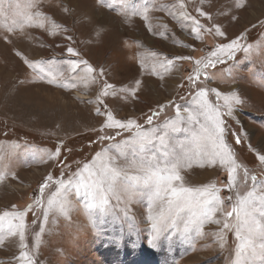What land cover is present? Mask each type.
Here are the masks:
<instances>
[{
	"label": "rangeland",
	"instance_id": "374dc122",
	"mask_svg": "<svg viewBox=\"0 0 264 264\" xmlns=\"http://www.w3.org/2000/svg\"><path fill=\"white\" fill-rule=\"evenodd\" d=\"M33 2L0 0V24L11 26L13 21L20 24L26 15L41 11L47 14L48 24L55 22L61 26L55 36L27 24L23 31L17 27L14 34L0 28V33L12 41L0 39V174L3 175L0 216L5 212L24 211L33 205L24 218L27 249L20 248L18 235H9L10 227L19 220L12 216L0 220V264H21V250L29 251L38 264H234L237 259L234 230H225L223 247L217 236L223 227L221 211L201 226L200 234L194 228L185 234L188 238L180 234L184 224L179 222V231L173 235L169 229L159 246L153 248L148 243L151 222L147 219L146 194L126 202L122 194L117 199L110 193L106 207L111 214L94 229L83 195H76L74 188L68 196L66 213L49 210L45 221L47 199L57 185L51 184L43 196L40 186L49 174L54 180L68 179L84 163L91 162L96 152L129 139L128 132L115 136L114 130L106 129L115 140H98L103 134L99 129L106 116L98 114L97 108L104 112L107 106L118 119L135 118L141 125L150 127L145 124L149 109L166 104L168 107L154 119L153 126L163 134L166 121H177L180 131L168 129L166 145L152 151L160 159L167 151L169 163L182 158L178 169L182 180L175 181L174 186L198 188L215 184L220 189L224 211H231L237 191L243 195L251 189V175L257 176L256 187L264 189L261 184L264 165L248 147L251 145L264 154V26L260 23L264 21V0H245L243 8L230 13L238 17L234 21L230 15H221L232 8V0H206L203 5L226 30L229 39L248 30L242 41L245 47L250 46L248 51H238L232 60L209 69L210 79L201 76L202 87L217 89L223 94L236 92L242 101L233 107V117L225 116V119L243 138L237 145L229 132L227 141L235 149L238 163L249 170V179L243 181V168L238 169V189L231 190L224 187L226 169L218 163H207V148L194 136L199 133V125L184 111L188 109L196 114L198 109L195 90L187 81L194 64L175 59L177 56L202 58L217 39L205 32L203 40L197 41L188 22H182L178 14L172 15L175 9L169 10L175 0H35L38 8L29 7ZM146 6L150 8L149 21L134 14ZM200 6V0H192L188 11L196 15L195 8ZM65 7L71 11L65 12ZM202 23L207 21L202 19ZM64 28L68 29L66 34ZM50 31L56 29L53 27ZM65 35H71L73 40L66 41ZM66 43H71L93 66L96 72L92 75L99 74L101 69L104 75L93 83L81 79L88 75L82 70L70 72ZM17 52L29 61L38 62V66L28 67ZM168 59H172L171 65L167 64ZM48 73L56 76V83L48 82ZM135 80L141 81L138 99L121 92ZM104 81L115 85L118 94L109 95L100 104L97 96ZM76 91L86 93L89 98H77ZM209 100L213 105L219 104L222 112L227 111L224 101H217L214 93H209ZM197 119L204 122L203 116ZM57 146H61L59 159L65 160L67 168L62 169L58 161L49 159ZM111 151L116 154L114 149ZM117 159L119 164H126L123 158ZM126 171L129 175L138 174L134 168ZM37 199L43 204H35ZM162 209L166 205L157 203L153 211L158 214ZM233 218L227 219L231 222ZM217 219L221 220L220 224L215 223ZM168 236L172 237L170 241ZM117 240L120 242L116 243ZM258 264L264 262L258 261Z\"/></svg>",
	"mask_w": 264,
	"mask_h": 264
},
{
	"label": "snow or ice",
	"instance_id": "6c2138e0",
	"mask_svg": "<svg viewBox=\"0 0 264 264\" xmlns=\"http://www.w3.org/2000/svg\"><path fill=\"white\" fill-rule=\"evenodd\" d=\"M99 2V0H98ZM192 0H175L171 8L172 15L188 22L190 32L197 41L203 40V34L207 32L217 39V43L209 50L202 58H193L191 56H177V60H188L194 64V71L188 75V85L194 91L195 103L198 106L196 114L189 112V119L195 121L199 125V133H194L195 138L205 144L207 151V163L209 165H216L217 163L224 167L227 171V183L224 185L227 189H238L237 173L238 169L243 168V181L249 179V170L238 163L235 149L232 144L227 141L229 132L235 137L237 145L242 143V137L231 129L227 123L225 116L228 118L233 117V107L242 103L240 96L236 92L230 94H223L217 89H209L201 86V76L208 79L209 69H215L217 65L224 64L228 60H232L238 51H248L249 47H245L242 41L247 35V29L241 32L235 38L229 39L226 30L222 28L213 14L205 11L203 5L206 0H200V7L195 8L196 15L188 11L189 3ZM245 6V0H232V8L228 13H221V15H230L233 9H241ZM29 7L38 8V4L33 3ZM65 12H70L71 9L65 7ZM150 8L144 7L142 11L134 13L140 15L145 21H149ZM238 17L230 15V20L234 21ZM202 19L207 23H202ZM36 21L35 23H33ZM264 26V21L260 22ZM37 27L44 31H49L53 36L57 35L61 26L53 22L48 24L47 14L41 11H36L34 14L25 16L24 22L17 24L13 21L12 25L0 24L6 33H15L17 27L23 31L25 25ZM56 31H50L51 28ZM255 27V25L253 26ZM64 33L68 32L67 28L63 29ZM149 31H152L151 27ZM163 35V33H160ZM0 39L8 43L12 41L8 35L0 33ZM68 42L73 40L71 35H65ZM224 40L226 42H219ZM66 53L68 54V68L70 72H77L82 70L87 76L81 77L86 82L90 80L95 83L99 77L104 75L103 69L99 74L92 75L96 72L93 66L80 56L77 49L71 46V43L64 45ZM18 56L23 57V53L17 52ZM23 62L30 68H36L38 62L29 61L27 57H23ZM168 65L172 64V59H168ZM163 66V65H162ZM43 71V69H40ZM50 79L49 83H56L57 78L52 73H48ZM43 78V77H42ZM75 87V85H72ZM141 88V81L135 80L127 88H122L121 92L131 95L133 98L138 99V92ZM111 90V91H109ZM214 93L216 100L224 101L227 106V111L222 112L219 104L213 105L209 100V93ZM115 85L104 81L101 86L97 102L104 103V98L109 95L117 96ZM172 102L170 101L169 104ZM168 107L166 104H160L155 110L149 109V113L145 118V124L150 127L141 125L135 118L118 119L114 116L111 110L101 112L100 108L96 111L98 114L105 115L106 119L100 126L99 132L103 133L98 136L100 141L115 140L114 136L108 135L105 130H114L115 136H120L122 132L130 133L129 139L121 142H116L111 145V149H102L95 153L93 160L89 163H84L82 168L69 176L68 179L54 180L51 174L46 178L45 182L40 186V193L43 196L46 188L51 184L57 185L54 192L47 199V207L44 209V219L47 221L49 210H56L60 213H66L69 206L68 196L71 194L72 189H75L76 195H83L85 201V208L89 211V218L94 229L99 227V222L103 221L104 217L111 213L107 209L109 204V194L116 195L117 199L121 198V194L126 202H131L142 195H147V219L151 222V235L148 237V243L151 247L156 248L165 233L169 229L173 230V235L179 231L177 225L183 222V231L180 233L185 238V234L190 233L193 228L200 234L201 226L211 220L214 215L221 211L224 214L223 227L217 234L218 239L221 241L223 247L225 230L233 231L237 240L236 256L237 259L234 264H258V261L264 262V189L256 187L257 176L251 175L250 179L253 181V186L243 195L239 191L236 193V202L233 204L231 211H224L222 208L223 200L219 195L220 189L215 184H207L202 187L192 188L185 187L181 184L179 187L174 186L175 181H181L182 176L178 169L182 165V158L177 157L175 162L169 163V153H163V159L157 157L156 151H159L167 143L168 129L172 132L180 131L177 121L165 122L163 128L165 131L160 134L161 129L153 126L155 118L161 115V112ZM180 114V108L177 106V116ZM197 116H203L204 122L201 123ZM253 152L256 153L257 159L264 165V154H261L256 149L248 146ZM156 151H152V149ZM112 149L115 150V155L112 154ZM131 152V159H128V153ZM61 157V146H57L49 156V159L58 161L63 168L68 165L65 160L59 159ZM118 157L126 161L125 165L118 163ZM127 168H134L137 170V175H129L126 171ZM63 175V170L62 173ZM0 179L3 175L0 174ZM264 184V181H261ZM107 185V188L105 187ZM157 203L166 205V209H162L158 214H155L153 209ZM35 204H43L41 199H37ZM33 205H29L24 211H14L12 213L5 212L0 216V220L5 217L12 216L19 220V223L11 226L9 235H18L19 246L21 249H27L25 234L24 218L27 212L32 209ZM234 217L230 222L227 218ZM35 223V221H33ZM215 223L220 224L221 220L217 219ZM133 226L130 224L131 230ZM43 232V227L40 229ZM171 236L167 239L170 241ZM39 241V233H37V242ZM2 242V241H0ZM119 243L120 241H115ZM21 264H38L29 254L27 250L19 252Z\"/></svg>",
	"mask_w": 264,
	"mask_h": 264
},
{
	"label": "bare ground",
	"instance_id": "6f19581e",
	"mask_svg": "<svg viewBox=\"0 0 264 264\" xmlns=\"http://www.w3.org/2000/svg\"><path fill=\"white\" fill-rule=\"evenodd\" d=\"M75 94L77 98H82V99L89 98V95H87L86 93H82L80 91H76Z\"/></svg>",
	"mask_w": 264,
	"mask_h": 264
}]
</instances>
